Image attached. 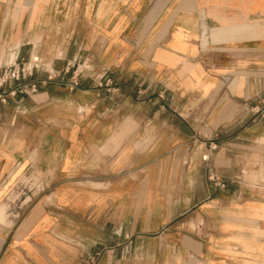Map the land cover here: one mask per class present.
Here are the masks:
<instances>
[{
    "label": "crops",
    "instance_id": "1",
    "mask_svg": "<svg viewBox=\"0 0 264 264\" xmlns=\"http://www.w3.org/2000/svg\"><path fill=\"white\" fill-rule=\"evenodd\" d=\"M35 54L0 264H264V0H0V65Z\"/></svg>",
    "mask_w": 264,
    "mask_h": 264
},
{
    "label": "built area",
    "instance_id": "2",
    "mask_svg": "<svg viewBox=\"0 0 264 264\" xmlns=\"http://www.w3.org/2000/svg\"><path fill=\"white\" fill-rule=\"evenodd\" d=\"M40 59L38 55L30 56L27 60L0 65V99L4 100L6 97H14L17 94L34 93L37 90L38 83H45L46 79L37 80L32 78L34 69L40 68ZM48 76L47 79H50ZM96 87H105L108 92H115L118 86L112 85L110 78L104 76H96L93 79ZM77 85V81L70 82V88ZM257 113L264 118V107L259 108ZM217 142L215 139H210L204 149V142H197L194 148L200 151V158L202 161H208L210 151L216 149ZM210 179L215 183L223 186V183H218L213 175Z\"/></svg>",
    "mask_w": 264,
    "mask_h": 264
},
{
    "label": "rangeland",
    "instance_id": "3",
    "mask_svg": "<svg viewBox=\"0 0 264 264\" xmlns=\"http://www.w3.org/2000/svg\"><path fill=\"white\" fill-rule=\"evenodd\" d=\"M36 55V54H35ZM28 183L29 184V179L27 178V180L25 181V184ZM28 186V185H27Z\"/></svg>",
    "mask_w": 264,
    "mask_h": 264
}]
</instances>
